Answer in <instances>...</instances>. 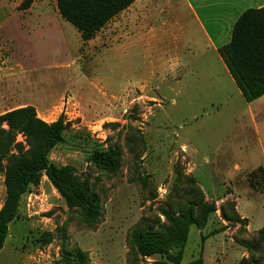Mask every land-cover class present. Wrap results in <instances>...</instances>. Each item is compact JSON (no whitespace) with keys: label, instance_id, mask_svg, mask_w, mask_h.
Returning a JSON list of instances; mask_svg holds the SVG:
<instances>
[{"label":"rangeland","instance_id":"374dc122","mask_svg":"<svg viewBox=\"0 0 264 264\" xmlns=\"http://www.w3.org/2000/svg\"><path fill=\"white\" fill-rule=\"evenodd\" d=\"M24 1L8 0L0 12V22L10 20L0 26V78L20 75L0 114L24 105L48 123L62 116L69 128L50 160L75 169L99 198L100 214L92 223L69 209L43 174L9 227L0 264H71L74 249L87 254L88 264H170L165 255L141 257L131 235L164 232V212L178 216L190 206L197 214L202 206L215 212L203 228L191 227L182 264L200 256L204 264H264V243L257 241L264 193L248 182L264 167V102L249 105L225 80L218 56L211 80L175 81L178 59L204 66L188 49L195 28L189 12L154 0L151 41H127L125 14L85 43L56 0H33L22 10ZM96 150L119 151V168L92 162ZM6 194L0 172V209ZM215 230L224 232L211 236Z\"/></svg>","mask_w":264,"mask_h":264},{"label":"trees","instance_id":"16d2710c","mask_svg":"<svg viewBox=\"0 0 264 264\" xmlns=\"http://www.w3.org/2000/svg\"><path fill=\"white\" fill-rule=\"evenodd\" d=\"M136 1L56 0L60 16L77 29L85 43L92 41L107 24ZM32 3L33 0H25L20 7L27 10ZM219 54L247 103L264 97V8L250 9L240 16L234 25L230 43L220 48ZM68 128L69 124L62 116L48 123L38 117L33 106L0 115V172L4 173L7 192L0 210V252L5 247L10 225L19 217L24 196L32 186L39 185L43 174L69 209L81 210L89 222L98 220L99 198L91 193L86 183L77 180L72 166L59 167L50 160L52 151L64 142ZM19 136L23 141L18 140ZM91 161L114 172L120 166V153L96 150ZM248 182L252 189L264 193V167L251 172ZM213 212V206H202L198 214L196 206H190L178 216L165 211L169 225L164 232L153 229L133 232L132 249L143 258L165 255L168 263L182 264L191 227L197 225L203 228ZM222 232L224 230H215L210 235ZM257 241L264 243V228L258 232ZM70 261L71 264L89 263L87 254L80 249L72 251ZM189 264H204V259L200 256ZM239 264L248 263L242 260Z\"/></svg>","mask_w":264,"mask_h":264},{"label":"crops","instance_id":"0c3cea01","mask_svg":"<svg viewBox=\"0 0 264 264\" xmlns=\"http://www.w3.org/2000/svg\"><path fill=\"white\" fill-rule=\"evenodd\" d=\"M153 1L154 0H137L129 9L111 21L113 22L118 19V17H123L126 14L127 25L125 27L127 30V41H143L145 44L151 41V37L155 32L152 28V24L148 20L150 17L149 14L153 11L154 6H156ZM7 2L8 0H2L0 2V12L7 8ZM164 6L166 9L168 7L171 8V10L174 8L177 12H182L183 8H185V10L189 12L188 16H190L192 25L195 28L192 33L193 39L189 42L188 49L191 50L190 53L193 60L202 59V61H204V66L193 69L191 68L192 61L190 59H187L183 64L182 61L178 59L175 66L176 68L174 67L176 70L175 81L184 83L186 78L192 80L200 77L211 80V76L216 74L214 59L218 56V59L223 65L222 71L225 80L238 89L219 54V49L230 43L234 25L240 16L247 10L264 8V0H177L176 2L174 0H166ZM177 16H179V14H177ZM9 22L10 20H8V18L4 19L0 22V26H6ZM119 25H121V22H119ZM106 26L99 33L103 32ZM170 72L171 71L168 70L167 74ZM19 76L20 75L16 72L8 81L2 79V77L0 78V107L4 106L5 94L7 95L9 93L7 90H9L11 86L13 88L18 85ZM182 83L181 85L183 86ZM184 88H187V86H184ZM258 101L264 102V97L256 102ZM253 103L248 104L252 105ZM21 107H24V105ZM249 108H251V106H249ZM5 113L7 112L1 113L0 115ZM250 119L255 125L257 137L260 138L261 133L256 122L257 117L255 113H251ZM258 142L259 145H262L261 141ZM235 168L237 170L240 169L239 166Z\"/></svg>","mask_w":264,"mask_h":264}]
</instances>
